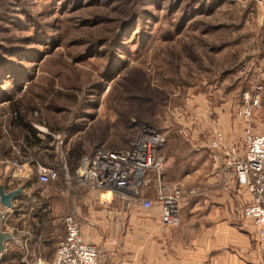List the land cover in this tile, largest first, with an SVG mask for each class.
Listing matches in <instances>:
<instances>
[{"label": "rangeland", "instance_id": "1", "mask_svg": "<svg viewBox=\"0 0 264 264\" xmlns=\"http://www.w3.org/2000/svg\"><path fill=\"white\" fill-rule=\"evenodd\" d=\"M260 1L0 0V164L6 157L10 163L33 160L58 169L53 185L34 187L36 198L57 214L51 229L50 216L44 218L47 232L63 238L64 217L79 207L82 221L90 209L143 208L117 199L101 203L99 192L77 185L70 151L83 155L99 146L124 147L149 124L166 139L163 178L174 172L182 186L168 181L185 193L192 187L201 193L189 172L196 156L211 155L206 142L218 115L226 125L238 119L244 127L237 110L258 95L247 124L264 133ZM16 115L36 135L39 128L59 135L51 150L58 160L43 158L38 147L26 144ZM50 141L39 143L47 154ZM121 222L129 223L128 217ZM232 223L254 233L251 243L258 242L261 254L255 230L241 227L239 215Z\"/></svg>", "mask_w": 264, "mask_h": 264}, {"label": "crops", "instance_id": "2", "mask_svg": "<svg viewBox=\"0 0 264 264\" xmlns=\"http://www.w3.org/2000/svg\"><path fill=\"white\" fill-rule=\"evenodd\" d=\"M260 18L264 21V16ZM211 123L208 131L210 134L218 128L224 133L228 146H240L243 126L238 119L226 125L225 116L218 115ZM27 133L35 141L30 143L25 139L29 147H38V153L43 158L50 156L52 162L58 160L55 152L51 151L54 139L50 135L39 131L32 138ZM45 137L52 140L49 142L51 154L45 153L49 151L47 147L39 148V143ZM206 147L210 152L208 139ZM195 151L199 152V148ZM81 156L67 157L73 173ZM217 156V167L213 165L215 159L209 154L204 159L198 160V156L195 157L189 181L197 185L199 183L202 190L196 195L185 194L180 209L181 220L177 226L161 224L157 204L151 209L142 208L140 211H134L123 204L120 208L110 210L90 209L85 221L79 219L83 211L79 207L77 214L84 238L97 245L102 255L101 264H261L258 242L256 245L251 243V240L256 239L254 233L240 230L232 223L240 214L241 207L250 202L251 195L246 187L234 182L228 188L222 185V153L219 152ZM4 159L0 164V185L9 187H5L6 191L20 186L22 193L13 200L14 213L9 226H2L4 231L13 234V239L5 241L0 264H38L40 261H49L54 257L62 237L59 239L54 236L53 230H49L57 214L51 215L49 210L53 207H50V203L36 198L34 187L51 186L55 181L41 184L36 178L30 177L16 182L12 177L13 166L10 160H6V157ZM170 177L168 179L164 176L167 180L180 183L179 174L173 172ZM50 201L57 203L56 199ZM0 210H3L1 205ZM138 212L142 214L141 218H137ZM46 216H50L49 232L44 225ZM123 217H128L129 223H122Z\"/></svg>", "mask_w": 264, "mask_h": 264}, {"label": "built area", "instance_id": "3", "mask_svg": "<svg viewBox=\"0 0 264 264\" xmlns=\"http://www.w3.org/2000/svg\"><path fill=\"white\" fill-rule=\"evenodd\" d=\"M242 2L243 0H229ZM258 95L244 100L237 110V116L243 119V136L240 146L225 142L224 133L215 129L208 139L213 165L218 166L217 155L222 153L221 183L225 188L234 182L246 187L251 195L250 202L240 209V226L253 228L261 245L260 262L264 264V133H255L247 124L254 107L258 106ZM42 133L53 139L59 135L39 128ZM57 152H59L57 148ZM61 152V151H60ZM62 169L66 181L71 180L61 154ZM12 177L22 181L35 176L41 184L54 182L59 177L58 169L38 161H11ZM166 166V139L163 133L151 126L140 128L138 135L128 145L110 149L99 146L83 154L74 172L76 184L87 186L99 192L100 202L110 204L114 199L122 202L137 203L144 209H150L156 202L160 209V222L164 226H177L181 220L182 197L195 195L199 191L190 188L187 193L174 182L163 178ZM150 189L152 194L147 195ZM1 205V204H0ZM2 206V205H1ZM14 205L3 208L1 226L8 227L14 213ZM65 235L59 241L54 257L38 264H101V253L92 242L85 240L81 225L74 212L64 217ZM2 252H0V255Z\"/></svg>", "mask_w": 264, "mask_h": 264}, {"label": "water", "instance_id": "4", "mask_svg": "<svg viewBox=\"0 0 264 264\" xmlns=\"http://www.w3.org/2000/svg\"><path fill=\"white\" fill-rule=\"evenodd\" d=\"M22 193V188L17 187L15 189H11L9 191L5 190V187L3 185H0V204L3 208H10L13 206V200ZM2 210H0V252H2L5 248V241L9 239H13V234L4 231L1 226V216H2Z\"/></svg>", "mask_w": 264, "mask_h": 264}, {"label": "trees", "instance_id": "5", "mask_svg": "<svg viewBox=\"0 0 264 264\" xmlns=\"http://www.w3.org/2000/svg\"><path fill=\"white\" fill-rule=\"evenodd\" d=\"M225 1H227V2H231V1H229V0H225ZM135 22V21H134ZM16 109V108H15ZM16 118H17V123L20 125V127H21V129L24 131V137H25V139L27 140V141H29L30 143H34L35 141L34 140H31L30 139V137H29V135H28V133L27 132H29L30 134H31V137L32 138H34V130H32L31 129V127L29 126V124L27 123V122H25L24 120H23V118H22V115H16ZM145 126H151V127H154V126H152V125H149V124H147V125H145ZM156 128V127H155ZM25 131H27L26 133H25ZM80 154H81V152L79 151V152H77V153H74V151H70L69 152V155H70V157L72 158H78L79 156H80ZM16 182H19L18 180H15ZM16 184V183H15ZM7 189L9 188V187H7V186H5Z\"/></svg>", "mask_w": 264, "mask_h": 264}]
</instances>
